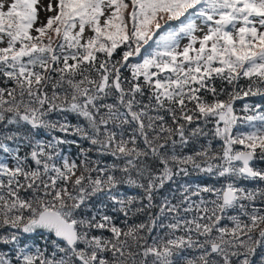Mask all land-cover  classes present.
<instances>
[{"label": "snow or ice", "instance_id": "1", "mask_svg": "<svg viewBox=\"0 0 264 264\" xmlns=\"http://www.w3.org/2000/svg\"><path fill=\"white\" fill-rule=\"evenodd\" d=\"M0 85V264H264V0H0Z\"/></svg>", "mask_w": 264, "mask_h": 264}, {"label": "trees", "instance_id": "2", "mask_svg": "<svg viewBox=\"0 0 264 264\" xmlns=\"http://www.w3.org/2000/svg\"><path fill=\"white\" fill-rule=\"evenodd\" d=\"M173 24H176L178 22L176 21H173L172 22ZM55 39V38H54ZM152 43V42H150ZM155 45L153 44V47ZM121 51L118 49V52ZM142 54L143 53V50H142ZM115 58H119L118 56H116ZM135 59H139V58H135ZM135 62V61H134ZM125 76L128 75L127 72L124 73ZM241 83H244L243 81ZM2 86V85H0ZM222 99H225L226 97H221ZM245 104H249V105H255V104H261V105H264V98H261L259 96H255V97H246L244 99H241V100H236L235 101V104H234V108H235V111L238 115H244L245 113L243 112V108H244V105ZM251 114V113H249ZM69 120L73 123V124H76V123H83V121H78V119L76 117H74L73 115L69 114ZM241 130H246V129H241ZM235 131V130H234ZM55 135H59V136H63L64 134L63 133H55ZM41 136H45V134L42 132L41 133ZM67 139L69 140H78L79 141V137L77 136H68ZM80 143V147H83V148H88L90 147V145L88 144L87 141H79ZM216 143V142H214ZM65 153L69 154L70 158H76V156L79 154V148L74 145V144H66V145H63L62 146ZM236 148H239L240 146L239 145H236L235 146ZM28 149H24L23 151H27ZM191 149H186V151H190ZM90 156L93 157V159L96 158L95 156V152H90L89 153ZM105 162H110L111 161V157H104L103 158ZM256 166L257 167H264V163H261V162H257L256 163ZM186 180H188L189 182L193 183V184H201V185H211V186H220L222 183H223V180H217L211 176H208L206 174H197V173H193L191 176L185 178ZM177 180L179 182H183L182 180H180V178L178 177ZM243 186L245 187H253V182L251 181H241L240 182ZM167 187H172V188H175L176 187V184H172L170 186H166ZM121 191L124 192L125 194H134L136 192V190L134 189H131V188H125V187H121ZM109 214H112L116 217V222L117 223H120L123 219L122 215L119 214V213H112L111 210L109 209ZM145 215L141 214V215H137V216H133L132 217V221L134 222H142L145 220ZM131 222V221H130ZM38 239V238H37ZM189 255H194V253H189Z\"/></svg>", "mask_w": 264, "mask_h": 264}, {"label": "rangeland", "instance_id": "3", "mask_svg": "<svg viewBox=\"0 0 264 264\" xmlns=\"http://www.w3.org/2000/svg\"><path fill=\"white\" fill-rule=\"evenodd\" d=\"M2 2L5 3V5H8V4H10V3L12 2V0H2ZM48 2H49V0H40V4H41V6H47ZM52 3H53V6L55 7L56 0H52ZM129 11H131V8H129ZM53 14H54V13L43 12V11H41V12L39 13V19H38V22H37V24H36L35 26H40L41 23L46 22V18H47V16H49V15H53ZM33 35H35V32H33ZM89 35H91V33L88 32V31L86 30L85 36L87 37V36H89ZM186 43H187V40L185 39V40H183V41L181 42V46H183V45L186 44Z\"/></svg>", "mask_w": 264, "mask_h": 264}]
</instances>
